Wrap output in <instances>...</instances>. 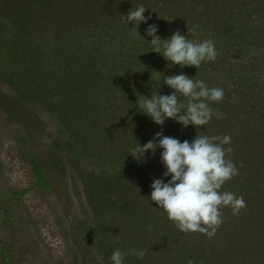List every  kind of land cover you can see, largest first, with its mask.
Returning a JSON list of instances; mask_svg holds the SVG:
<instances>
[{"label":"trees","instance_id":"16d2710c","mask_svg":"<svg viewBox=\"0 0 264 264\" xmlns=\"http://www.w3.org/2000/svg\"><path fill=\"white\" fill-rule=\"evenodd\" d=\"M139 5L151 19L134 32L124 16ZM149 24L162 40L176 31L212 40L215 61L170 67L152 51ZM180 73L224 92L209 102L212 119L198 130L172 119L160 126L138 111V98L152 90L170 95L161 81ZM0 109L13 120L22 113L21 121L40 122L41 113L56 124L47 132L52 159L32 151L30 164L48 190L53 172L81 183L85 203L70 248L76 261L111 264L120 250L123 264H264V0H0ZM42 128L27 127L21 142ZM161 131L181 142L231 137L226 158L238 174L220 191L243 197L246 207L238 215L222 208L211 238L181 232L151 202L153 179L171 178L163 175V149L149 151L146 162L129 155ZM133 249L146 254L138 258Z\"/></svg>","mask_w":264,"mask_h":264},{"label":"clouds","instance_id":"9594fccd","mask_svg":"<svg viewBox=\"0 0 264 264\" xmlns=\"http://www.w3.org/2000/svg\"><path fill=\"white\" fill-rule=\"evenodd\" d=\"M145 12L146 8L139 5L124 16L128 24H133L132 31L137 32L141 22L147 23L151 19L145 16ZM157 31L156 24H149L146 35L151 37L152 51L169 61L170 67L194 66L199 69L202 62L215 61L217 57L210 39L197 43L176 31L169 39L162 40ZM161 82L174 91L170 95H161L159 90H152L150 98L143 96L137 102L138 111L160 126L166 119H172L184 128L194 125L198 130L212 119L209 102H219L224 97L223 89L209 88L204 81L194 80L183 73L165 76ZM182 97L187 99L186 105L180 102ZM215 115L220 119L224 114L217 111ZM230 143L228 135L210 137L197 134L192 142H181L164 136L161 131L143 146L138 143L129 155L138 163L146 162L149 151L154 155L157 149H163L161 161L166 168L163 175L171 178L167 182L153 179L151 202L163 209L168 220L181 232H199L211 238L222 223V208H231L233 215H238L246 207L243 197L220 191L238 174L234 163L226 158L233 149L224 146ZM148 229L151 230V225ZM130 251L138 258L146 254L144 250ZM124 256L125 253L116 250L110 257L111 264H123ZM188 264H194V261L189 260Z\"/></svg>","mask_w":264,"mask_h":264},{"label":"rangeland","instance_id":"374dc122","mask_svg":"<svg viewBox=\"0 0 264 264\" xmlns=\"http://www.w3.org/2000/svg\"><path fill=\"white\" fill-rule=\"evenodd\" d=\"M21 116L13 120L0 109V264H84L70 253L75 248L74 220L81 217L85 203L80 181L70 176L59 179L53 172V189L48 190L37 185L30 164L32 151L43 161L52 159L47 132L56 124L41 113L40 122L21 121ZM36 126L44 128L23 144L21 136L28 135L24 129ZM25 190L30 191L14 197Z\"/></svg>","mask_w":264,"mask_h":264}]
</instances>
